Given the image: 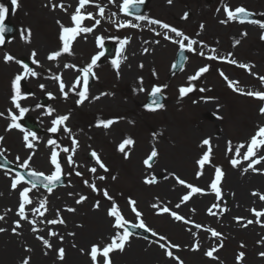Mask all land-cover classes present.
<instances>
[{
  "label": "bare ground",
  "instance_id": "6f19581e",
  "mask_svg": "<svg viewBox=\"0 0 264 264\" xmlns=\"http://www.w3.org/2000/svg\"><path fill=\"white\" fill-rule=\"evenodd\" d=\"M105 2H109V0H105ZM109 7V6H107ZM58 10V9H55ZM56 16L58 19H63L66 20V17L68 16L67 12L65 15H60L59 12H56ZM78 41H81V43H78ZM37 42L40 44V39H37ZM92 41H89V38L87 35H77V41H75V44L73 46V50L75 51L76 55H79L80 52L88 49L91 47ZM76 45H79L76 48ZM42 46V45H41ZM139 44L135 43L133 41L132 45L129 47V51L127 52V56L124 59L123 63L127 61L128 63L122 64L121 66V71L123 74L121 75H127L130 77H134V74L139 72V70H136L134 68L139 61L145 59V68L148 66V56L146 55L143 57L145 54H143L142 50H140V47H138ZM155 50L157 52V58H160L163 55V52L160 51L159 48L155 47ZM0 60H3L2 57H0ZM7 62V61H6ZM11 63L6 64V66H2V70L7 75L11 73L13 69H16V66H14V60H10ZM9 72V73H8ZM5 88L4 91L0 90V112L2 108H4L5 112L9 113V109L12 110V113H18L19 110L15 108V105L12 104L10 97L11 93H5ZM20 104L22 107L26 105V102L20 98L19 100ZM116 100L112 99H107L103 98L101 100L92 99V104H101V106H111L115 104ZM117 103V102H116ZM211 103L207 104L210 105ZM4 106H7L9 109H6ZM5 119V116H0V120ZM16 134V133H15ZM219 142H215L217 148L219 147L220 144V139H217ZM29 143V140L27 141V144ZM19 145L22 150L27 152L24 149L25 142L21 143L19 141ZM171 147H173L171 143ZM199 147L197 148L198 151ZM21 153V152H20ZM42 154V151L36 155L34 160L32 161L33 163L37 165H42V157H40ZM17 157H19V160H17ZM24 157V154L21 153L16 156V154L13 156L17 160V162H22V159ZM255 159V158H253ZM250 162V161H248ZM247 162V164H248ZM264 163H258L254 165V167L257 169V171H253L252 169H248L245 171V169L248 167V165L245 164L244 166V161L241 160L236 167L232 168V170L223 178L222 182V187L226 194L229 193L232 195V202L231 206L232 212L236 211L234 208L238 209L237 211L244 213L247 215L249 213L248 211V206L252 204H260L261 202H264L260 197L264 196ZM8 177L6 175H3V173L0 172V214L1 216L4 217V219L0 220V228L4 229V231H0V264H22V262L25 260L21 256H24L27 252L24 251L23 246L28 245V247L32 248V259L31 263L30 260L29 264H46L48 261H54L57 260V255L53 252H50L49 250H44L45 247H43L42 243H40L38 240H35L32 237V230L33 228H36V230L39 232L41 228L40 226H34V225H25L22 228H17L16 224L14 223V219L17 216V209H16V195L15 192L10 191L9 189V184L7 185V179ZM202 184H207L208 182V177L204 176L203 178H200L199 180ZM162 189L165 190V196L167 198H170L172 202L176 200V197L179 195V191L182 190L180 186L175 184L174 182L170 180L165 181V185L162 186ZM15 190V189H13ZM222 191V190H220ZM163 192V191H162ZM253 193H256L255 195ZM228 195V194H227ZM53 196H55L53 194ZM52 197V196H51ZM212 199V189L210 191V195L207 196H196L192 197L190 199L191 204L190 205H195L199 210L198 215L199 217L202 215L203 209L205 208V205L207 204V201L211 202ZM49 201V198H47ZM55 200V199H53ZM50 203V205L55 204V202ZM47 201V202H48ZM50 202V201H49ZM208 202V203H209ZM211 213L213 214V217L217 214V219H218V214L219 210L218 207L213 208V204H209ZM230 206V207H231ZM262 208L264 209V205H261ZM261 208V209H262ZM183 209H187V206H184ZM247 209V210H246ZM33 215V219H36L38 223L41 226H44L43 222H47L44 216H40L39 213H33L32 209L29 210ZM207 212V211H205ZM262 213H264V210H262ZM97 216V220L100 222V228L98 231V234L106 238V235H109L110 237L114 235V230L110 227L109 225V220H107L103 214L100 215H95ZM203 218V217H200ZM73 219V218H72ZM224 221H227V228H226V233L229 236V241H234L235 237L237 235L240 236V234L243 237H247L248 234H245L244 230H238V226L244 225L243 223L237 221L238 224H236L235 220H233L232 216H227V218L224 219ZM260 224L257 223V225H260L259 227L256 226H251L248 229L250 230V233L254 234L255 231L256 233L260 234V236H256L255 238L250 239V251L248 253L247 257V263L248 260H250V263L253 262L252 264H261V261L258 260L259 254L264 252V230L261 229L262 224H264V214L261 215L260 218ZM207 222H211L214 224H218L219 221L216 220H207ZM71 224V223H70ZM73 226V223L71 224ZM184 225L180 224V228L184 229ZM16 229L13 231V229ZM187 230H190L189 232H194L195 230H191L190 228L187 227ZM79 233V238L81 240L82 244H85L89 241V237H83L82 235L87 232L84 230H79L77 231ZM185 240L192 239V234L191 233H184L182 235ZM207 238L206 233L201 234V239L204 241ZM213 242V237L210 235V238L208 240V244H212ZM92 243V242H91ZM91 243L88 244V247L91 245ZM25 245V246H26ZM135 248H133L132 251L134 252H127L125 251L123 253V256L121 255L117 262L115 264H174L173 260H169L167 258H163L164 255H161V252L159 251L158 248H156L154 245L150 246L149 250L146 251V249L143 247V244L139 241L135 242ZM83 246V245H82ZM143 247V248H142ZM140 250V251H137ZM85 252V251H83ZM31 253V252H30ZM198 253V252H196ZM200 254V253H198ZM201 258V257H200ZM225 258V256H224ZM231 260V258H228ZM89 260L88 255H80L77 252L74 253L69 257V260L67 258L66 264H86V262ZM52 263V264H53Z\"/></svg>",
  "mask_w": 264,
  "mask_h": 264
},
{
  "label": "snow or ice",
  "instance_id": "6c2138e0",
  "mask_svg": "<svg viewBox=\"0 0 264 264\" xmlns=\"http://www.w3.org/2000/svg\"><path fill=\"white\" fill-rule=\"evenodd\" d=\"M90 2V0H79V4L76 8L75 13L72 15L71 19L74 23V27H65L63 25H61V36L60 39L64 42L63 44V48L61 51H56L53 53H50L49 55V59H53L56 57H59L62 53H70V47L69 44L70 42L80 33V32H91L93 30V27H95L96 25L100 24V19H96L95 20V24L93 25V27H81V23L82 21L86 18L85 15L82 14L81 9L85 7V5H87ZM110 2H114V0H110ZM172 0H168V3H171ZM143 3V0H123V5H122V10L125 12L129 11L130 6L134 5V4H140ZM11 4L15 7L17 6V0H11ZM52 7L55 9L56 7H60L61 9H64V5L61 2L59 5L53 4ZM98 9H99V14L101 17H103L104 14V7L97 5ZM66 10V9H64ZM225 12L226 15L229 19H239V18H247L250 15H252V13H250L248 10H246L243 6H239L236 7L234 10L229 9V7L227 5H225ZM9 9L2 3H0V44L4 43V39H3V33L6 31L5 25H4V20L5 17L8 13ZM115 15V14H113ZM188 13H185L184 18H187ZM88 18L92 17L91 13L87 14ZM137 19H148L145 16H138ZM150 23L153 24H158L160 25L162 28L169 30L171 33H174L176 37H180L181 39L176 40L175 42L179 44V47L181 49H184L185 47L188 48V50L191 51H195V49L193 48V45L196 43V41L191 40L189 37L185 36V34L178 30L175 27L170 26L167 23H163L162 21L159 20H150ZM222 22H226V21H222ZM59 23V22H58ZM127 24H130V22H126V24H117V27H124L127 26ZM132 27H138V25H131ZM260 26L262 28H264V23H261ZM203 27V25H201V28ZM157 35H160V33H157ZM165 39H169L171 40L172 37L168 35V32H165L164 34ZM264 38V37H262ZM187 40L188 43L187 45H185L184 41ZM100 41V38H98V42ZM121 45L123 46L125 43H127V38L125 40L120 41ZM238 43V41H237ZM145 51H147V49H145ZM33 57H35L36 53L33 52L32 53ZM99 55H103V53L101 52ZM99 55L98 56H94L91 60V62L82 69V73H83V90L80 91L78 93L80 99L77 101V103L82 102L83 100L87 99V84H88V74L89 72L92 70L93 66L96 65L97 60L99 59ZM200 55H204L203 52L200 53ZM126 58V57H125ZM210 59L212 58H216V57H209ZM5 61H10L13 60L14 57H12L11 55H6L4 57ZM223 59V58H221ZM36 61H34L35 63ZM232 63H236L235 60L231 61ZM113 65L118 67V61L117 60H113L112 61ZM241 67L244 68H248L247 65H240ZM65 67H69V65H65ZM71 67H76L75 65H72ZM24 71L26 74L35 76L37 75L31 68L28 67V65H23ZM250 70V69H249ZM208 71V66H204L199 68L196 73L193 76H190L188 79L189 81H194L196 79H198L203 73ZM221 75L223 76L224 74L221 72ZM55 79L60 80V77H54ZM226 80L228 79L226 76L224 77ZM22 79L21 75H16L14 81H13V89H14V95L11 97V100L13 102V104L15 105V108L19 110V116L15 115L12 113V110L9 109V115L11 117V123L8 125V129H12L13 127L15 128H20L21 125L19 123H17L18 119L20 117H23L24 114L29 110L27 108H24L21 106L19 100H20V88H19V82ZM80 77L77 78V82L76 84L73 85V88L77 87L79 85L80 82ZM259 79L264 82V77H259ZM141 82H142V78H141ZM238 84V82H233V81H229V86L230 87H234L235 85ZM41 87H44L43 85H41ZM166 87V86H164ZM64 88L65 85L63 83L62 80H60V90L62 93H64L65 96H67V93L64 92ZM238 90V89H237ZM180 91V95L184 96L186 93L193 91V87L189 86V87H181L179 89ZM201 91H203V89H201ZM161 92V87L160 86H153L152 88V92L151 95L153 97L151 104L148 105V107H152L153 105L155 106V108H162L163 105L159 103V101L156 99V96L158 93ZM249 96H253L255 98H258L260 100H264V92H259V91H249L246 93ZM51 95V94H49ZM96 99H98L99 97H95ZM260 112L262 114H264V107H262L260 109ZM50 114V113H49ZM4 113H0V116H3ZM68 119V116H59L56 119H54L52 121L53 127H51L49 129V131H51L52 133H56L58 131V127L57 125H61L63 124L66 120ZM100 123H103L105 127L109 126L111 123H113L112 120L109 121H101ZM66 131H70L69 129L65 128ZM35 133H31V132H25L24 135V140L28 141L29 140V136L33 137L35 139ZM258 137H264V127H260L257 131V133L251 138L250 144L247 146V152L243 155L242 159L245 161H250L248 163V167L245 169V171H247L248 169H252L253 171H257V169L254 167V165L264 162V156L261 157H257L255 159H252V157L256 156V153L254 152V149L257 148L258 146H264V138L258 139ZM3 140V137H0V141ZM73 143L75 144L76 141L73 140ZM133 141L131 139H125L123 141V143L120 145V150L124 151V146L125 145H130L132 144ZM49 145H54L55 141L54 140H49L48 141ZM203 145H209L210 141L209 139H205L202 141ZM28 148H32L33 145L31 143H28L26 145ZM244 145H238L235 149L236 151V155L239 156L240 155V151L241 148H243ZM65 152L68 151V149H64ZM229 151H231V147L229 148ZM209 153H210V149L209 152L204 153L203 157L198 161V164L203 166L205 164V162L209 161ZM0 155H2V152H0ZM93 156L96 157L97 162L99 163L101 168H105V165H103L102 162L99 161V157L96 156V153L93 152L92 153ZM157 156V152L155 150L152 151V153L148 156L147 159H145L144 163L145 165H148L149 167L151 166L149 164V161H151L154 157ZM31 159V157H29L28 159H26L21 165L20 167L22 168H28L29 167V160ZM17 160H19V157H17ZM68 162L69 164L74 163V161L72 160V157L69 156L68 157ZM240 161L233 159L231 161V163L233 164V166H236ZM50 164L54 167V170L51 172V174L45 175L44 172H38V171H34V170H29L28 175L33 177L32 180L28 181V183L31 185V188L29 187H24L23 190L20 192V203H19V207H18V216L20 217L21 220H25L27 219V216L25 214V206L26 205H30L32 203L31 199L29 198L28 193L31 191L32 188H36L38 186L37 182H42L43 186L47 189L48 192H51L52 186L55 185L57 182L61 181V175H62V167H61V163L59 162L58 159V153L53 150L51 152V156H50ZM91 172H95L96 169L92 168L90 169ZM77 175H80V173H77ZM101 179H103V177H100ZM221 178V169L217 168L216 169V178L215 180L211 183L210 187L215 191L217 197H220V189L217 187V181H219ZM25 178L23 175L17 173V178L13 179L11 187L12 189H16L17 185L23 181ZM146 182H154V181H146ZM87 183V182H86ZM179 183L181 185H184L186 182L184 180H179ZM187 188H189L191 191L188 192L187 195H184L182 197V202H186L190 199V197L193 194L196 193H202L204 190L199 188V187H195L191 184H187L186 185ZM93 190H95V185H92ZM254 195L256 193H253ZM104 195L108 196L107 191H104ZM109 199H111V197H108ZM262 200H264V196L260 197ZM83 199H85V197L81 196L80 200L77 201V203L81 202ZM130 205L132 206V211L136 214L137 219L139 220L138 224H132L131 227L135 228V227H140V228H146V225L144 224L143 220L140 219L141 217V213H139L137 211V209L135 208V201H131L129 200ZM45 204L46 202H41L40 203V208H45ZM98 206V205H97ZM154 207H156V205H154ZM177 208L180 207V205L178 204L176 206ZM213 208L218 207V205H213ZM40 208H33L32 212L33 213H39L40 216H43L44 213L40 211ZM46 210V208H45ZM70 211L72 209H69ZM161 211L163 212H169V209L167 208H163L161 209ZM209 212L211 213V209H209ZM254 214L259 217L264 213L258 212L255 209H253ZM109 215L115 218L113 227L116 229H123V232L121 234V232H117L116 235L112 238L111 243L107 244L106 246L103 247L102 251L98 248V246L93 245L90 251V257L92 259V261L95 262L97 261V255L98 252H100V254L102 255V257L104 258L103 260V264H111L110 259H109V253L114 251V250H120L123 251L124 248V244L125 242L128 240L129 235H130V229L126 226L128 225L130 222L125 220L124 217L121 215V213L118 211L117 207L114 205L112 209H110L109 211ZM171 215L176 219V220H184V217L179 216L176 212H171ZM4 219L3 216H0V220ZM240 219V218H237ZM64 223V221L62 219L60 220H50L48 221L49 224H56V223ZM31 223L35 224L36 221H31ZM248 223H252V221H248ZM16 227H20V221H16L15 222ZM196 227H201L200 225H196ZM16 229L14 228L13 231H15ZM151 231L150 229H146ZM0 231H4V229L0 228ZM33 231H36V228H33ZM211 234L213 237H217L220 234L217 233L215 230H211ZM50 235H56V233L54 232H50ZM153 235H156V233L153 232ZM41 240H43L44 245H46L47 247H51V244L49 243V241L47 239H44L43 237H40ZM61 239H63L61 237ZM161 240H164V237H160ZM119 241V242H117ZM161 248H164L165 245L164 244H160ZM170 247L172 248H176L178 247L177 245H170ZM215 251V249L209 250L206 255L209 257H213V252ZM59 258L62 259L63 255H64V250L63 249H59ZM169 257H172L173 253L171 251H168L166 253ZM261 255H264V253H261ZM243 256V253H240V255L238 256V259L240 257ZM178 259V258H177ZM22 264H29L28 259H25ZM182 264V262H181Z\"/></svg>",
  "mask_w": 264,
  "mask_h": 264
},
{
  "label": "rangeland",
  "instance_id": "374dc122",
  "mask_svg": "<svg viewBox=\"0 0 264 264\" xmlns=\"http://www.w3.org/2000/svg\"><path fill=\"white\" fill-rule=\"evenodd\" d=\"M182 1H184L186 3L188 2L187 5H186L188 7L184 6V4H182ZM212 1L211 0H178V4H177V9L176 10H180V12L178 13L180 15L182 11L184 12L185 10L190 9L191 12H192L191 13V20L200 21V22L204 21L206 23L205 25L207 27V23H208L209 18H210V15H208V14H210V13H209L208 7H205V9H203V8H204L206 2H212ZM24 2H26L27 5ZM24 2H22L20 4H19V2L17 3V4H19V6H21L20 10L18 11V14L20 15L21 19L23 20V21H21V24H27L26 21H25V20H27L28 22H30V26H32V27H34V25L36 26V27L33 28L34 31L35 30H37V31L39 30V31H43L45 33H48L47 35H50L52 40L54 41L53 43H55V45H57L58 44L57 35H56V33H54V27H53V25H55L54 21L51 20L49 22L48 18H44L43 14H41L42 16H38L37 15V12H38L37 10H39V11H46L47 10L46 7L44 6L45 4L43 3V0H24ZM218 2L219 1L216 0L215 4H218ZM231 3H232V5H236V4L246 3V2L241 1V0H232ZM246 4H248L251 8L257 7V6H253L254 3L251 4V5L249 3H246ZM194 6H196V9L194 8ZM156 8L154 10H158V12L162 13V15L164 14V17L167 18L169 21H179L180 20L179 17L176 19V15L172 11L173 10L172 6H166L165 1L164 2L160 1V7L157 6ZM166 8H172V9H170L171 11H166ZM43 9H46V10H43ZM163 9L165 11H161ZM210 10H212V9H210ZM28 12L29 13L32 12L34 15L31 18L27 17L26 15L29 14ZM37 21L39 23L38 26L36 25ZM45 21L47 22V25H45ZM212 23H214V22H211L210 24H212ZM216 25L219 27V29H217L218 30L217 34H214L213 31L211 33H206V34H205L206 31H204V34L203 33L200 34L199 30L196 29L190 23L189 24L185 23L184 27L190 33L197 34V32H199L198 36H199V38L201 40H208V41L213 40V41H216L218 39H221L223 44H225V48L226 49L230 48L229 44H231V42L234 40V36L233 35L236 34V37L238 39L244 40V44L241 46L242 49L241 48H240V50L238 49V52L241 54V57L244 60H253V61L259 62V63L262 62L261 64H263V66H264V62H263L264 61V43H262L259 40L258 33H257L258 31L254 34L255 36H250L249 35L248 37H245L244 36V32L243 33L241 32V28L242 27L234 29L233 27H231V28L223 27L221 25H218V23H216ZM223 31H226V32H223ZM225 39L227 40L226 42H225ZM14 45H15L14 43L11 44V50H13L12 52H15V49L13 48ZM53 47H55V46H53ZM27 54H29V53H28V50L26 49L24 55H27ZM155 66H157V65L155 64ZM100 73L102 75L103 82L97 84L96 90L99 91L101 88H104V91L106 89H110V85L112 83L110 84V79H107L109 75L106 73V71H100ZM1 74L2 73L0 71V89L2 91H4V88H5V90H6L5 93H10V89H11L10 88V80H14L13 78H11L12 77L11 75L14 74V71L11 72L10 77L9 76H3V75L1 76ZM230 74L234 75L231 72H230ZM112 76L114 77L113 74H112ZM207 80H208V84H209V82H213L214 83V85L216 87V91L218 93L217 96L222 98V102L218 103L217 101H213L212 102V104H213L212 105V110L211 109H209V110H211L212 112H218V113L224 115L223 117H225V116L228 117V120L218 121V123H221L219 125L223 129V133H224L223 140L227 139L228 136H230V138L233 139L234 141L245 139V138H248L249 136H251V134L253 132V129L255 128L254 124L250 126V130L246 134H244L243 132L240 133V132H237V131L229 132L226 129V126H227L228 122L230 121V118H236V117H238V115L239 116H243L242 119L243 118L245 119V117L249 116L252 121H255L256 114H257V108H258L259 104L254 103V101H252V100H250L248 98L236 96L235 94H233L231 92H228L229 95H227L226 93L223 92V90H224L223 88L224 87H223L222 81L221 80H217V78H215V76H213V75L208 76ZM114 81L116 82L117 85L120 84L119 81H117L116 76L114 77ZM132 82H135V81H132ZM216 82L218 83L217 86L215 84ZM26 86L29 87V84L27 82H26ZM37 88H38V86L35 87L34 85H32V87H31L32 92L35 91ZM214 94L216 95V92ZM214 94H212V95H214ZM125 96L126 95H123L122 92H117V95H116L115 98H119V100H120L119 102H121V104H122L121 107L122 108H131L130 110H133L132 113H129V114H130V117L135 120L136 117L138 116L137 111L140 110L139 103L133 104V102H135V97L133 95L131 97H125ZM88 106L90 107V105H88ZM215 106H216V108H215ZM218 106H220V107H218ZM249 106H251V109H252V111H250V112H249V109H248ZM4 107H7V106H4ZM192 108L196 109V110L192 111L194 113V115H193L194 117L190 118V120L188 119V123H187V126H186V130H184V133L189 138L190 137L191 138L192 137L198 138L199 135H203L204 134V128H203V126H201L202 117H204L205 114L209 115L210 111L206 110V108L202 107V104H200V106H198V107L193 105ZM119 114L123 115V114H127V113L124 112V110H120ZM162 114L165 115V112H162ZM196 116H198L199 122H198ZM157 119H159V117H153V118L149 117L148 118V120H154V121H156ZM205 119H206V121L210 120L208 118H205ZM239 122L242 125L244 124L242 122V120L241 121L239 120ZM258 122L259 123L262 122V117H260ZM124 124H126V122H124ZM176 124H178L179 126L181 125V123H179V121H177ZM46 126L51 127V125H49L48 123H47ZM239 126H240V124H239ZM244 127L245 126H243V128ZM6 134L7 133H6L5 130L0 129V136L4 135V138H5V141H4V146H6L5 148L10 149V150L12 149L11 151H9V152H11V157H12V154H14L15 150H17L18 148L17 147H15V148L12 147L11 141L8 138L9 134H7V135ZM96 145L99 148L103 149L104 154H106L107 157L112 156L113 152H112V148L110 146H102L100 144H96ZM145 151L146 150H144L142 152L144 153ZM192 156H193V153L190 152L189 155L187 156V162H186V165L184 166V168L186 170L195 171L196 166L194 165L193 162H191L192 161L191 160ZM121 169H122L123 172L125 171L124 167L119 166V165L116 164V168L114 169V172L118 173V178H116V180L120 179L121 176H122ZM176 169L178 170L177 167H176ZM159 175L163 176L162 173H159ZM140 177H142V176L141 175H137V177H136L137 185L138 186H142V188L150 190V192L152 194L156 193L155 190H157V187H146L144 184L142 185L139 182V178ZM110 187H111L112 191L115 190L111 186V184H110ZM133 191H136V186H135ZM135 195H137V193H135ZM73 200H75V198H72V202H73ZM90 205H91V203H90ZM142 208L144 209V204H142ZM82 209L85 212L87 210L91 211V206H86V207H83ZM234 214H235V216L244 215L243 213H240V212H234ZM150 216L153 217L154 216L153 213H150ZM150 216L147 214V218L150 221L151 225L156 230L161 232L162 234L167 235L170 240L175 242V244H179V245L180 244H182V245L190 244L191 240H187V241L184 242L182 237H181L182 238L181 239V238H179L177 236H174V234L172 235V234L167 233V230H165V227H160L156 223V221H155V223H153L151 221L152 218ZM197 219H199V218L197 217ZM79 220L80 219L76 218V222H80ZM158 220L159 221H166L167 220V221L171 222V220L168 217L159 218ZM166 227H169V224ZM244 232H245V234H248L250 237H252V233H250L249 229L245 228ZM95 238H93L92 242L98 243L97 241H95ZM76 245H79L78 249L74 248ZM82 245L83 244L79 243V238L74 241V244H72V241H70V244H66L67 252H70L71 250H77V252L81 251V246ZM241 245H245L246 247H241ZM83 246L87 247L88 245L85 244ZM262 249H264V248H262ZM241 250H244L245 252H247V255H248V252L250 251V244H249V240H245L244 237L240 234V236H238L234 241H232V242L231 241H227V244H226L225 248L220 250V253H219V251H216V253H219L218 255H221V257L223 255H225L226 258H223V257L222 258L226 261L227 264H252V263H250V260H248V263H245V261H243L244 258L241 259V260H236V262H235L234 259H235L236 256H239ZM184 252H190V251H182V255L184 254ZM186 254L187 253H185V255ZM200 256H202V255H200ZM21 257H23V256H21ZM116 258H118L117 255L114 256V259H116ZM228 258H231V260H229ZM201 259H203V258H201ZM260 260L264 262V256H260ZM210 261L211 260L209 259L206 262H204V264H221V263H218L217 261H211V262ZM48 263H49V261L46 264H48ZM89 263H90V261L86 262V264H89ZM187 263L188 264H198V262H196V260H194V259H190L189 262H187ZM63 264H65V261L63 262Z\"/></svg>",
  "mask_w": 264,
  "mask_h": 264
}]
</instances>
